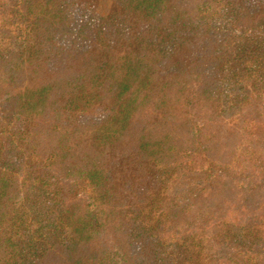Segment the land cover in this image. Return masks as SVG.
<instances>
[{
  "label": "trees",
  "instance_id": "16d2710c",
  "mask_svg": "<svg viewBox=\"0 0 264 264\" xmlns=\"http://www.w3.org/2000/svg\"><path fill=\"white\" fill-rule=\"evenodd\" d=\"M0 264H264V0H0Z\"/></svg>",
  "mask_w": 264,
  "mask_h": 264
},
{
  "label": "rangeland",
  "instance_id": "374dc122",
  "mask_svg": "<svg viewBox=\"0 0 264 264\" xmlns=\"http://www.w3.org/2000/svg\"><path fill=\"white\" fill-rule=\"evenodd\" d=\"M120 156H122V154L117 157H120ZM117 157L113 159L117 160ZM127 162L128 163L124 164L125 167L118 168L117 165H113L111 169L113 168L117 169L116 175L120 176V181H123V182L126 181L128 185L138 188L140 187V184L142 182L141 177L143 176L145 172V167L143 163L141 162V160H139L137 157H133L129 159V161ZM177 189H179V187Z\"/></svg>",
  "mask_w": 264,
  "mask_h": 264
}]
</instances>
